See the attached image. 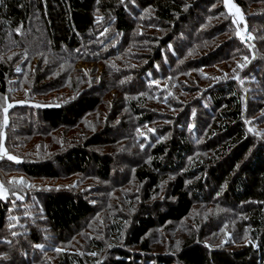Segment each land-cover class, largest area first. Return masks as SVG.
Returning <instances> with one entry per match:
<instances>
[{
    "label": "trees",
    "instance_id": "obj_1",
    "mask_svg": "<svg viewBox=\"0 0 264 264\" xmlns=\"http://www.w3.org/2000/svg\"><path fill=\"white\" fill-rule=\"evenodd\" d=\"M223 1L0 0V53L8 34L12 33L18 40L31 36V32L30 35L25 32L39 19L38 25L46 34L47 55L58 56L64 64L78 68L83 62L96 65L105 61L102 77L97 76L96 69L88 73L81 68L77 76L72 77L70 72L59 70V64L40 72V83L33 90L34 94L57 91L68 85L76 94L64 103L32 101L30 104L29 99L20 106L14 133L19 136L26 132L28 137H33L58 130L64 131L66 139H62L57 148L50 144L46 151L42 150L44 145L38 143L33 152H28L29 147L35 150L36 144L31 138L24 139L27 151L22 152V156L11 155L15 159H8L4 167L34 180L60 181L82 174L112 182L120 187L116 189H123L135 180L140 183V189L143 186L141 191L127 195L132 199L129 205L120 202L124 197L119 191L111 201V196L106 194L100 206L95 193L101 189L97 187L93 191L90 188L40 189L8 185L10 192L0 196V264L46 263L48 251L55 255L53 264H264V136L258 134L264 135V127L255 130L247 126V119H251L255 127L264 123V110L256 111V115L248 114L246 96L239 88L251 77L264 108L261 38L257 45L260 54L248 60L240 78L221 80L215 87L202 90L192 104L194 109H180L174 116L164 118L167 130L161 124L150 132L139 131L136 116L143 125H149L160 121L162 115L145 111L133 95L127 100L123 98L122 106L117 108L115 96L110 94L114 90L133 93L135 79L143 83L144 79L158 77L157 70L164 73L169 66L171 70H179L184 65L182 60L186 61L185 68H209L227 60L235 53L233 48L241 45V24L234 16L229 19L231 27L224 22L217 31L220 37L232 31L228 41L220 43L210 55L191 57L188 47L193 44L187 38V34L195 30L196 44L214 40L209 32L199 30L202 29L197 26V20L202 18L199 10L201 13L209 11L208 7ZM232 2L244 11L249 4V0ZM252 2L264 6V0ZM195 16L199 18L193 21ZM247 20L264 26V10L248 16ZM136 23L168 32L164 39L155 38L153 43L157 44L152 54L146 56L139 52L126 61L131 36L137 33ZM103 28L111 32L106 37H102ZM38 31L33 30V36H39ZM257 32L264 34V28ZM145 35L153 37L150 32ZM115 36L117 40L112 44ZM96 38L100 39L98 43ZM40 40L43 42V38ZM87 42L91 43L87 45ZM249 54L251 50L246 56ZM108 59H118L122 66L116 64L112 68ZM162 62L166 63L165 67ZM106 73L111 74L110 78L105 77ZM55 74L60 75L59 78L50 81L48 77ZM12 75L13 67L8 61H1L0 94L8 92ZM197 91L190 90L191 93ZM110 97L113 104L109 109L111 113L104 119V127L94 132L82 129L81 122H85L86 116L102 112L101 106L107 107ZM1 127L3 129L4 124ZM88 128H95V124L91 122ZM16 139L12 138L10 144H15ZM123 139L132 144L134 140L139 147L133 144L118 154L97 150ZM43 151L47 152L45 158L41 156ZM131 167L135 172L128 180ZM106 190L111 191L113 187ZM196 203L221 209L220 226L229 218L226 223L230 234L226 233L220 246L214 244L215 237L207 234L209 230L200 229L190 232L181 245L168 248L174 252H154L151 233L162 228L173 234ZM99 209L105 210L101 223L87 230ZM217 218L210 220L208 229L214 228L211 222L218 227ZM78 234H82L85 246L68 252L64 245ZM59 246L62 251H56Z\"/></svg>",
    "mask_w": 264,
    "mask_h": 264
},
{
    "label": "rangeland",
    "instance_id": "obj_2",
    "mask_svg": "<svg viewBox=\"0 0 264 264\" xmlns=\"http://www.w3.org/2000/svg\"><path fill=\"white\" fill-rule=\"evenodd\" d=\"M232 5H235L232 0L230 1ZM217 4H219L218 7L214 8ZM222 4V5H220ZM214 8V9H213ZM206 9V8H205ZM236 9H239L240 11L237 12ZM209 11L201 13V9L199 10V15L202 17L201 20H197V16L193 18V21L197 20V26L199 30L209 32L213 39L212 41L208 42L207 44H196L197 41V35L195 33V30L191 31L187 34V38L189 39V42L193 45L189 46L188 49L190 50V56H196L198 54H211L215 50H217L220 46V43L224 41H228V38L231 36L232 31H228L227 33H223L220 37V33H217L218 28L220 27V24L227 22L229 23L230 16H234L241 24V45L233 48L232 55L223 62H218L216 64H213L209 68H185L186 61L182 60L184 65L179 70H171V67L165 68V72H161L160 70L156 71V74L158 77L148 78V80H143V83H140L137 79L134 81V88L133 93L124 94L121 91L114 90L113 92H110L111 96L114 97L118 104L117 108L122 106V99L124 98L127 100V98H130V95H133L134 98H138L140 100V103L142 104V108L145 111H153L160 113L162 115V118L160 121H154L153 123L149 125H143L141 121L139 120L138 116L135 118L137 119L136 125L140 126L137 129L141 132L144 130H148L149 132L151 130H155V126H161L164 127V130L168 129V126L165 124L166 116H174V114H177L179 110L192 107V109L195 108L194 104L196 102L195 99L198 98V96L201 95L202 90L208 89L209 87H215L216 84L220 83L221 80H227L230 78L238 79L240 78V72L243 67H240V65L245 66L251 58L254 56H258L260 54V51H258L257 45L260 43L259 39L261 38L263 44H264V34H259L257 32V29L264 28L262 24L257 23L255 20H247L248 16H253L254 13H259V11L264 10V6L260 4H255L252 2V0H249V4L246 7V11H244L242 8H239L235 5L234 8L229 9V7L225 4V1L222 3L218 2L214 5L208 7ZM222 10V11H220ZM226 10L227 12L226 14ZM201 11V12H200ZM246 12V13H245ZM248 16H247V15ZM139 18H142V15H138ZM241 16L243 17L241 19ZM36 24L33 25V28H29L27 30L28 35L31 36H25L22 37L20 40H18L16 37H14L11 34L7 35L6 38V44L3 47L2 52L0 53V62L1 61H8L9 64L13 67V75L9 79V87L8 92L4 95L0 94V145L3 146V148L6 150L7 155H5L3 152H0V185H3L4 189H6V193L10 192L8 188V185H11L12 187H16V185H20L23 187L24 185L29 186H36L40 189H59L62 187H71V188H78V189H84V188H90L93 191L96 190L95 188H100L101 192L95 193L98 198V203L100 206L103 203L104 196H111L109 197V201L115 200L114 195L119 194V191L123 192V197L119 198L121 200L120 202L125 203L126 205H129L131 202V198L127 196L131 192H137L141 191L140 189V183H138L137 180L134 182H130L127 184V188L125 190V187L123 189H116L120 187H115L112 182H104L100 180L99 178L93 176H87V175H73L69 176L67 178H63L64 180H57V179H46L42 178L39 180H34L30 177H26L24 174H21L19 172H12L4 167V164L8 162V156H14L19 155L22 156V152H26V142L25 140L28 138H31V141L35 143V150H33L32 147H29L28 152L36 151L38 148V143H42V146L44 145L45 148H42V150H48L50 144H53L55 146L54 148H57V145L59 147L60 141L65 138L64 131H56L53 133L47 132L46 135H40L36 134L35 136L31 137L27 135V133H21L19 136H17L16 133H14V128L16 126V116L18 114V111H20V106H22L25 102H27L29 99V103L32 104L33 102H40L43 104L48 103H64L67 101L68 98L72 97L76 92H73L72 89H69V85L65 86L57 91H43L39 95L34 94L33 90L37 88V86L40 83V72H42L46 67L54 68L55 64H59L57 68L59 70H65L71 73L72 77L79 73V68L83 69L84 71L90 73L89 71L96 69L97 76L102 77L105 73V67L103 63L105 61H100L99 63L95 64H87L85 62L80 63V67H76L73 65L64 64L63 59L59 58L58 56L54 55H47L46 54V34L44 31H41L40 27L41 25H38L40 20L35 19ZM104 21V20H101ZM199 21V22H198ZM103 24V22H101ZM228 27H231V24H228ZM253 27V28H252ZM135 29L137 33H134L131 36L132 43L129 46L130 50L127 54H129V57L125 60H129L130 58H134L135 55H137L139 52L141 54H152L154 51V44L153 43L155 38L161 37L164 39V37L167 35V30L165 29H159L156 26H151L149 28H144L141 24L136 23ZM250 29H252L253 33H250ZM34 32L38 31L39 36H33L34 32L32 34V31ZM189 30V29H187ZM220 30V28H219ZM145 32H150L153 34V37L150 38L148 36H143ZM220 32V31H219ZM102 37L108 36L111 32L107 28L102 29ZM138 34V35H135ZM35 37V38H34ZM251 37V38H249ZM41 38H43V42H41ZM91 42H93V37L90 38ZM99 38L95 39V42L98 43ZM116 36L112 39L113 42H116ZM91 42H87V45ZM109 43V44H111ZM108 44V45H109ZM160 44V42H159ZM182 44H185L184 41H182ZM264 46V45H263ZM187 47V46H186ZM204 47V49H203ZM260 50L262 48V45H259ZM111 48V47H109ZM249 50L252 51V54H249L246 56V53L249 52ZM262 55H264V50H262ZM247 58V59H245ZM109 62H111V66H117L116 64L122 66L120 63H118V59H108ZM135 59L132 60L134 62ZM140 63L142 64V59L139 58ZM135 64V63H134ZM163 67H165L166 63H161ZM96 66V67H95ZM136 66V64H135ZM19 69V71H17ZM159 71V72H158ZM56 72V67H55ZM111 74L106 73L105 77L110 78ZM60 75H53L48 77L50 81L54 80V78H59ZM249 79L244 81L239 85V88L243 90L245 96H246V103L248 114L256 115L259 110H264L261 101V97L256 95L255 91L259 94L256 85L253 83L252 78L248 77ZM193 88L197 89L198 91L195 93H191L190 90ZM127 89V88H126ZM213 90L209 89L208 91ZM79 91V90H78ZM130 96V97H129ZM122 97V98H121ZM7 98V99H5ZM113 98H109V104L108 106H101L102 112H97L94 114H88L86 116L85 122H81V128L85 131L94 132L95 130H100L104 127L105 122L104 119L107 116V114H110V108H111V102ZM114 102V101H113ZM11 104L12 107H8V105ZM258 107V108H257ZM7 108V112L5 113L4 109ZM257 108V109H256ZM255 110V111H253ZM257 111V113H256ZM110 112V113H109ZM127 113L130 114L129 111ZM5 117H7V122H5ZM84 122V123H83ZM93 122L95 124V128H88V124ZM2 124H4V127L2 129ZM102 124V125H101ZM247 126L251 129L260 130L264 127V123L261 125H253L251 123V119H247ZM10 127V129H8ZM56 134V137L54 136ZM259 135L264 136L263 134L259 133ZM21 135H24L21 137ZM17 140V142L14 144H10V140ZM25 139V140H24ZM18 140H22V142H18ZM131 140V139H130ZM9 141V143H7ZM133 141V144L135 147H139L136 145L135 141ZM131 142H127L126 139H123L119 141L118 143L111 144L107 147L98 148L97 150L104 153H114L117 152H124L126 147L133 146ZM29 146V145H28ZM143 148V146H142ZM141 148V151H142ZM27 152V153H28ZM26 153V154H27ZM47 152L41 153L42 157H46L45 154ZM117 153V154H118ZM25 155V154H23ZM40 157V155H38ZM44 157V158H45ZM141 157V154L139 156V159ZM147 158L145 159V161ZM131 173L128 176V180L130 179L131 174L134 175L135 168L131 167ZM126 176V177H127ZM122 176L120 175L119 178ZM132 178V177H131ZM113 179V178H112ZM108 183V186L105 185ZM135 183V184H134ZM107 187H113V190L107 191ZM33 188V187H32ZM19 198V197H17ZM164 196L160 198L161 201H163ZM99 206V207H100ZM220 206V204H219ZM220 208V207H219ZM112 210V209H110ZM221 210V209H220ZM217 209L216 206L206 205L205 203H196L193 205V208L190 212V214L181 222L180 227H178L179 230L174 232L173 234L167 233V230L164 231L162 228L157 229L156 232L151 233L150 240L152 241V247L154 252L163 251V252H174V250H168L169 247L174 245H181L184 242V239L189 235L190 232H198L200 229H206L209 230L207 234H211V236L215 237L214 244L216 246H220V244L225 240L226 233L227 236L230 234V231L228 229V223L227 220L229 218L224 219V223L220 226V211ZM113 212H116L112 210ZM105 212V210L99 209L98 214H96L95 218L90 223L87 230L94 229L99 223H101L102 214ZM232 214V213H231ZM214 217V218H213ZM218 217V218H217ZM228 217V216H227ZM234 218V215L231 216ZM217 218L218 221V227H216V223L211 222V226L214 228H209L210 220H214ZM19 218L16 219L18 221ZM228 230V231H226ZM1 234V233H0ZM166 234L168 237H166ZM207 244L210 246H213L210 241H207ZM63 245V243L61 244ZM60 245V246H61ZM236 245V244H235ZM233 247H236V246ZM57 247V250L62 251L61 247ZM78 247H84L85 246V240L82 237V234H78L70 241L64 245V248L68 250V252H72L77 249ZM179 250V249H177ZM0 254V258H1ZM55 255L51 253L50 251L46 254V263H42L41 261L39 263L34 262L32 264H53ZM52 260L51 263H49ZM5 264V263H1Z\"/></svg>",
    "mask_w": 264,
    "mask_h": 264
},
{
    "label": "snow or ice",
    "instance_id": "obj_3",
    "mask_svg": "<svg viewBox=\"0 0 264 264\" xmlns=\"http://www.w3.org/2000/svg\"><path fill=\"white\" fill-rule=\"evenodd\" d=\"M225 4L229 7L230 10H231V8H234V7H235V5H232V4L230 3V0H225ZM236 11L239 12L240 10H239V9H236ZM242 18H243V17L241 16V19H242ZM249 38H251V37H249ZM245 59H247V58H245ZM240 67H243V65H240ZM17 71H19V69H17ZM5 99H7V98H5ZM8 107H12V105L9 104ZM4 111H5V113H6V112H7V108H5ZM5 122H7V117H5ZM0 152H3L5 155H7V152H6V150L3 148L2 145H0ZM8 159H15V157L8 156ZM6 191H7V190L4 189L3 185H0V196H4L5 193H6ZM13 235H15V233H13ZM37 247H42V246H41V245H37Z\"/></svg>",
    "mask_w": 264,
    "mask_h": 264
}]
</instances>
